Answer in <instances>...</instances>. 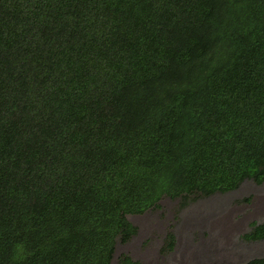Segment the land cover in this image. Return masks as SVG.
I'll use <instances>...</instances> for the list:
<instances>
[{
    "label": "trees",
    "instance_id": "1",
    "mask_svg": "<svg viewBox=\"0 0 264 264\" xmlns=\"http://www.w3.org/2000/svg\"><path fill=\"white\" fill-rule=\"evenodd\" d=\"M244 181L264 182V0H0V264H111L127 216Z\"/></svg>",
    "mask_w": 264,
    "mask_h": 264
},
{
    "label": "rangeland",
    "instance_id": "2",
    "mask_svg": "<svg viewBox=\"0 0 264 264\" xmlns=\"http://www.w3.org/2000/svg\"><path fill=\"white\" fill-rule=\"evenodd\" d=\"M161 198L157 207L129 215L135 235L115 245L111 264L127 255L138 264H243L264 259V239L246 242L240 237L253 223L264 222V182L244 181L237 189L207 198L188 200ZM173 235V249L162 252L165 235Z\"/></svg>",
    "mask_w": 264,
    "mask_h": 264
}]
</instances>
